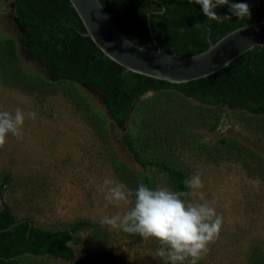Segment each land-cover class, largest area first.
Here are the masks:
<instances>
[{
    "label": "rangeland",
    "instance_id": "1",
    "mask_svg": "<svg viewBox=\"0 0 264 264\" xmlns=\"http://www.w3.org/2000/svg\"><path fill=\"white\" fill-rule=\"evenodd\" d=\"M13 2L0 0V37H12L19 45ZM1 53L0 45V61ZM24 61L32 76L42 74L38 65ZM6 70L0 62V110L20 108L26 117L23 139L9 135L0 149V183L3 175L9 176L3 199L11 214L45 230L88 222L77 234L80 241L68 244L74 257L92 256L100 264H164L155 255L159 245L154 239L144 241L100 223L127 210L105 199L104 181L115 180L135 191L144 171L127 152L123 131L102 120L99 98L89 90L81 98L64 82L42 86L26 79L22 88ZM30 111L37 113L36 119L27 117ZM125 132L135 137L144 157L168 158L188 179L200 174V191L223 223L198 264L264 263V121L245 111L215 110L165 89L138 100ZM221 139L227 144L219 143ZM148 173L154 178L151 188L176 191L161 173ZM64 263L48 255L20 261Z\"/></svg>",
    "mask_w": 264,
    "mask_h": 264
},
{
    "label": "trees",
    "instance_id": "2",
    "mask_svg": "<svg viewBox=\"0 0 264 264\" xmlns=\"http://www.w3.org/2000/svg\"><path fill=\"white\" fill-rule=\"evenodd\" d=\"M13 1V14L22 31H18L19 45L12 37H0L1 65H6L10 77L22 88L26 79H30L42 86L68 83L81 98L86 91H92L103 106L104 123L111 122L123 131L121 140L133 161L143 169L142 181L146 186L154 184L153 175L148 173L152 170L161 173L176 191H188L185 185L188 177L183 169L168 158L144 157L135 137L125 132L128 116L144 94L172 89L215 110L245 111L264 121V46L254 47L207 77L171 84L127 72L105 57L86 36L68 0ZM99 2L120 32L146 49H156L148 28L147 14L151 13L149 20L157 44L175 55L198 54L234 29L264 21V0H230L248 4L247 20H238L227 5L218 7V15L230 17L223 24L208 21L201 6L187 0ZM24 60L38 65L43 75L32 76ZM219 143L226 145L227 141L221 139ZM8 180L6 174L1 178L2 195ZM88 226V222L82 221L65 230L41 229L30 219H16L5 204L0 213V230L8 227L10 230L0 232V264H20L24 257L45 255L59 258L64 264H100L92 256L74 257L68 247L70 242L80 241L77 234Z\"/></svg>",
    "mask_w": 264,
    "mask_h": 264
},
{
    "label": "clouds",
    "instance_id": "3",
    "mask_svg": "<svg viewBox=\"0 0 264 264\" xmlns=\"http://www.w3.org/2000/svg\"><path fill=\"white\" fill-rule=\"evenodd\" d=\"M202 8L208 21L223 24L229 16H220L216 9L227 5L238 20L250 19L246 2L230 0H187ZM143 50V49H141ZM30 111L27 117L36 119ZM25 113L17 108L14 112L0 110V149L4 148L9 135L23 139L22 128ZM188 191H173L167 187L151 188L140 183L135 191L115 180L104 181L105 199L113 204L127 206V210L111 217L105 216L100 223L125 233L138 235L142 240L154 239L158 243L155 255L164 264H198L209 252L210 245L219 237L223 219L205 200L203 181L199 173L185 181ZM198 198L203 203L192 202Z\"/></svg>",
    "mask_w": 264,
    "mask_h": 264
},
{
    "label": "water",
    "instance_id": "4",
    "mask_svg": "<svg viewBox=\"0 0 264 264\" xmlns=\"http://www.w3.org/2000/svg\"><path fill=\"white\" fill-rule=\"evenodd\" d=\"M83 27L86 36L103 53L125 71L165 81L183 84L207 77L228 66L254 47L264 46V21L248 24L227 33L214 44L195 55H175L161 48L154 36L147 14L149 33L156 49H146L130 42L114 25L99 0H68ZM14 10V4H10ZM164 8L159 13H162ZM13 21L19 32L22 28L16 17ZM143 49V50H141ZM5 203L0 191V213ZM10 227L0 230L8 231Z\"/></svg>",
    "mask_w": 264,
    "mask_h": 264
}]
</instances>
